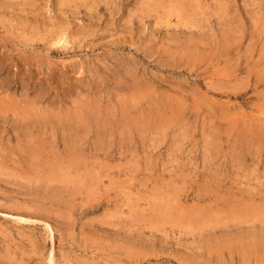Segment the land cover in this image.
<instances>
[{"label": "rangeland", "instance_id": "obj_1", "mask_svg": "<svg viewBox=\"0 0 264 264\" xmlns=\"http://www.w3.org/2000/svg\"><path fill=\"white\" fill-rule=\"evenodd\" d=\"M0 264H264V0H0Z\"/></svg>", "mask_w": 264, "mask_h": 264}, {"label": "bare ground", "instance_id": "obj_2", "mask_svg": "<svg viewBox=\"0 0 264 264\" xmlns=\"http://www.w3.org/2000/svg\"><path fill=\"white\" fill-rule=\"evenodd\" d=\"M59 41V40H58ZM25 106V105H24ZM65 165V164H64ZM59 168V167H58ZM56 169V168H55ZM63 170V169H62ZM59 173V172H58ZM63 173V172H62ZM252 248V247H251Z\"/></svg>", "mask_w": 264, "mask_h": 264}]
</instances>
